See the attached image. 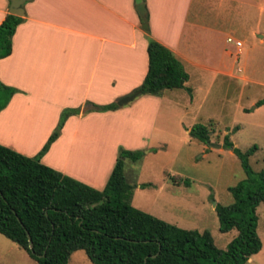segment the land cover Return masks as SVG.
Instances as JSON below:
<instances>
[{
  "label": "crops",
  "instance_id": "crops-1",
  "mask_svg": "<svg viewBox=\"0 0 264 264\" xmlns=\"http://www.w3.org/2000/svg\"><path fill=\"white\" fill-rule=\"evenodd\" d=\"M144 2L147 29L135 0L25 2L11 51L0 58V82L14 89L0 110V144L33 157L55 130L62 111L79 108L65 119L41 162L98 190L106 184L119 146L145 149L162 98L173 89L159 96L142 94L104 112H85V102H116L142 83L148 37L169 48L189 77V69L211 67L207 39L211 42L215 29L208 11L191 13L193 0ZM8 8L9 0H0V23ZM224 73L231 75L230 70ZM161 147L154 146V153Z\"/></svg>",
  "mask_w": 264,
  "mask_h": 264
},
{
  "label": "trees",
  "instance_id": "trees-1",
  "mask_svg": "<svg viewBox=\"0 0 264 264\" xmlns=\"http://www.w3.org/2000/svg\"><path fill=\"white\" fill-rule=\"evenodd\" d=\"M22 21L23 16L7 13L0 23V58L10 53L12 36ZM141 21L148 22V14ZM147 55L146 75L132 92L159 96L166 89L179 88L191 93L185 85L189 75L169 48L148 37ZM13 92L0 82V110ZM261 104L264 98L256 106ZM118 107L115 101L85 102V112ZM79 112V108H65L55 130L33 157L0 144V234L37 264H68L77 250H84L92 264H245L261 250L256 208L264 203V168L254 171L249 163V157L258 150L256 144L241 150L228 134L223 138L222 147H232L246 178L228 188L233 196L231 203L215 205L219 230L236 229V235L222 249L208 230L178 227L131 204L135 185L125 176L124 161L137 162L144 155L143 149L119 146L101 190L42 163L41 156L58 137L65 119ZM238 129L235 126L233 132ZM211 134L204 124L189 129V135L204 144L210 143ZM170 180L179 184L175 176ZM183 183L188 185L190 181L185 178Z\"/></svg>",
  "mask_w": 264,
  "mask_h": 264
},
{
  "label": "rangeland",
  "instance_id": "rangeland-1",
  "mask_svg": "<svg viewBox=\"0 0 264 264\" xmlns=\"http://www.w3.org/2000/svg\"><path fill=\"white\" fill-rule=\"evenodd\" d=\"M198 11H208V22L215 29L211 42L207 39V60L212 66L189 69L191 93L166 92L149 144L141 148L144 155L137 162L125 160L124 172L135 185L134 207L181 228L208 230L215 245L225 249L236 229L219 230L215 205L231 203L228 188L246 174L230 147H222L224 135L241 150L256 144L258 150L249 163L254 171L264 168V104L256 106L264 98V0H193L191 13ZM227 70L231 75L224 73ZM195 124L211 129L209 144L189 135ZM235 126L239 129L233 132ZM156 145L163 146L158 153H154ZM171 176L179 184L172 183ZM185 178L188 185L183 183ZM141 183L150 185L141 187ZM256 213L262 248L245 264H264V203ZM0 264L37 263L0 234ZM68 264L92 263L84 250H77Z\"/></svg>",
  "mask_w": 264,
  "mask_h": 264
},
{
  "label": "water",
  "instance_id": "water-1",
  "mask_svg": "<svg viewBox=\"0 0 264 264\" xmlns=\"http://www.w3.org/2000/svg\"><path fill=\"white\" fill-rule=\"evenodd\" d=\"M27 1L30 0H9V8H8L9 13L17 16H23L24 15L23 4ZM135 8L142 18L145 17V15L147 14V8L145 6L144 0H135ZM142 27L144 29H147V23L143 22ZM139 94L140 91H134L131 94L123 96L120 99H118L117 104L119 106H123L127 104L129 101L133 100ZM230 149H232V147H230ZM29 241H30L29 247L32 248V242L30 240V236H29Z\"/></svg>",
  "mask_w": 264,
  "mask_h": 264
},
{
  "label": "built area",
  "instance_id": "built-area-1",
  "mask_svg": "<svg viewBox=\"0 0 264 264\" xmlns=\"http://www.w3.org/2000/svg\"><path fill=\"white\" fill-rule=\"evenodd\" d=\"M228 41H231V38H228ZM236 45L237 46H240V42L239 41H236Z\"/></svg>",
  "mask_w": 264,
  "mask_h": 264
}]
</instances>
